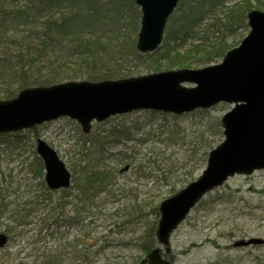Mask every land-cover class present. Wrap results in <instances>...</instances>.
<instances>
[{
    "label": "rangeland",
    "instance_id": "rangeland-1",
    "mask_svg": "<svg viewBox=\"0 0 264 264\" xmlns=\"http://www.w3.org/2000/svg\"><path fill=\"white\" fill-rule=\"evenodd\" d=\"M249 2L251 6L262 4L263 6L259 5V7L260 11L264 12V0H249ZM139 24L140 19L131 25L124 23L125 28L117 35V32L114 33L109 44L113 47L123 45L125 49L129 46L131 49L136 45ZM244 26L236 30L235 35L228 40V45H239L249 32L246 21ZM114 52L117 51L111 52L112 54L110 53L108 60L105 61L108 64L111 62L115 65L121 64L118 71L123 77L119 79L167 71L149 70V57L154 53L143 54L136 50L135 52L141 57L140 60L128 62L130 58H127V55L123 57L120 53ZM47 60L45 59V62ZM37 61L38 58L35 59L36 69L41 70V76L45 75L44 67L39 68L41 63ZM67 67L76 71L78 66L71 64ZM115 67L111 66V68ZM201 68L194 66L171 70ZM81 81L83 80H75V82ZM183 86L190 88L193 85L186 83ZM231 109V105L218 104L209 110H197L181 116L150 111L131 112L111 117L101 123L94 121L87 135L82 133L77 122L68 118H59L29 130L1 134L0 189H6L8 184L12 183V188L17 190L14 196L5 192L0 193V232L6 233L10 238L8 246L0 250V264H37L33 262L37 260L40 250L54 249L58 244L48 234V228L53 227L50 223L56 218L57 211L54 209L35 211L32 205H27L30 199L35 201V196L42 194L38 183L39 181L42 183L44 172L42 171L40 177L33 173L40 166L35 152L37 139L45 141L55 150L71 173V186L67 190L69 195L76 192L73 174L86 163L96 164V167L99 166L101 170L110 173L112 187L108 186L100 194L103 198H107L109 191L115 194L116 202L114 205H109V208L127 203L126 194L129 190L132 191L131 197L138 199L144 209L146 220L140 227L136 222L132 230L128 228L123 234L110 237V240L125 238L124 241L127 242L126 240L136 239L145 226L151 227L157 223L158 216L153 213V208L158 207L163 200L187 185L179 182L183 178L181 174L191 170V167L194 169L192 181L184 178V182H193L201 175L206 167L203 154L208 155L210 147L197 148L196 155L188 162L186 168L182 172L178 170L173 174L177 177L178 183L174 186V194L169 192L172 185L167 186L162 181L154 183L151 178L153 180L155 176V179H158V174L167 166L176 170L185 164L190 158L189 153L185 152L188 149L187 143L195 141L202 133L204 137L209 133L212 134L209 138L212 142L211 147L215 148L219 145L224 140L220 119ZM215 120L218 121L219 126L212 127ZM216 126L217 129L214 128ZM98 134L109 140H113L112 136L117 137L118 142L106 145L101 160L93 161L92 157L85 158L87 151L84 145L85 148L90 147V140ZM64 193L56 192L54 200ZM3 195L5 201L2 202ZM14 204L20 206V215L24 217L25 224L9 232L10 228L15 226V219L12 220L10 212ZM22 208L26 212L22 213ZM59 211L63 213L61 217L64 218L67 211L65 213L62 209ZM45 220L48 221L44 222ZM98 231L99 238L107 234L102 228ZM60 232L63 239L67 237L71 240L76 236L75 227H68L65 224L60 225ZM249 239L264 240V169L255 171L251 175H234L222 186L207 193L191 210L185 221L171 234L168 246L163 247L155 243L154 248L160 249V259L168 264H264V245H238ZM98 244L100 245V242ZM60 246L62 252L66 253L64 249L66 245L63 241ZM95 248L96 246H92V251H95ZM71 250L70 248L68 251ZM102 252L92 259L93 264H139L145 257L133 245L114 244Z\"/></svg>",
    "mask_w": 264,
    "mask_h": 264
},
{
    "label": "trees",
    "instance_id": "trees-1",
    "mask_svg": "<svg viewBox=\"0 0 264 264\" xmlns=\"http://www.w3.org/2000/svg\"><path fill=\"white\" fill-rule=\"evenodd\" d=\"M259 5L263 6H251L249 0H182L168 19L163 45L149 57V70L158 72L205 67L219 62L227 51L235 47L233 44L228 45V40L235 35L236 30L245 27L244 22L250 11L261 9ZM139 19L140 12L133 0H0V100L13 99L21 90L31 87H50L75 80L97 83L123 77L118 71L121 64H108L105 61L108 60V55L117 51L114 53H120L123 57L127 55L130 58L128 62L140 60L141 57L135 52L136 45L131 49L129 46L125 49L123 45L113 47L109 40L114 37V33L117 32V35L125 28L124 23L131 25ZM36 58L41 63L39 68L44 67L45 75L41 76V70L36 69ZM45 59H48L47 62ZM71 64L78 66L76 71L67 67ZM214 123L212 127L219 126L218 121L215 120ZM214 128L217 129V126ZM203 134L188 143L185 138L188 146L185 152L190 155L185 164L176 170L167 166L158 174V179L154 176L151 181L172 185L169 192L174 194V186L178 183L173 174L186 168L196 155L197 148L213 149L209 140L212 134L209 133L207 137ZM112 138L113 140H109L99 134L93 137L90 147L85 148L84 145L87 151L85 158L101 160L105 146L118 142L117 137ZM203 157L207 161V153ZM37 160L40 166L33 173L39 176L43 166ZM193 173L194 169L191 167V170L181 174L183 178L179 182L189 184ZM73 175L75 194L69 195L67 190H61L59 192L65 193L54 200L56 192L49 191L44 182L39 181L42 194L36 195L35 201L30 199L27 204L32 205L35 211H57L48 234L58 244L54 249L40 250L33 263L93 264L95 256L114 244L133 245L144 256L154 249L155 243L157 244V223L151 227L145 226L136 239L125 242V238L118 237L110 240V237L123 234L128 228L132 230L136 222L140 227L146 220L144 209L138 199L131 197V190L126 194L127 203L109 208V205L116 202L115 194L109 191L107 198L100 195L108 186L112 187L109 172L96 167V164L86 163ZM184 178L191 181L184 182ZM16 190L9 183L6 189H0V193L14 196ZM1 201H5L4 195ZM13 206L10 212L12 220L15 219V226L9 232L25 224L24 217L20 215V206ZM61 209L64 213L67 211L64 214L65 220L61 217ZM24 211L22 208L21 212ZM153 213L158 216V207L153 208ZM61 224L75 227V238L63 239ZM99 228L107 231L106 236H97ZM61 241L66 245V253L60 249ZM92 246H96L95 251H92ZM70 248L72 250L68 251Z\"/></svg>",
    "mask_w": 264,
    "mask_h": 264
},
{
    "label": "water",
    "instance_id": "water-1",
    "mask_svg": "<svg viewBox=\"0 0 264 264\" xmlns=\"http://www.w3.org/2000/svg\"><path fill=\"white\" fill-rule=\"evenodd\" d=\"M141 11L136 49L153 52L180 0H134ZM249 34L228 51L221 63L198 70H173L144 77L101 83L68 82L50 88L27 89L0 102V134L15 133L68 117L88 133L91 122L133 111L152 110L181 115L223 102L234 107L221 119L224 141L212 150L206 169L194 182L159 206L158 243L168 246L171 233L197 202L228 178L264 169V12L248 14ZM184 83L195 85L185 88ZM45 183L50 190L68 188L70 173L56 152L37 140ZM8 243L0 234V249ZM261 245L250 239L238 245ZM153 250L139 264H168Z\"/></svg>",
    "mask_w": 264,
    "mask_h": 264
}]
</instances>
